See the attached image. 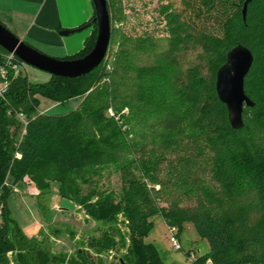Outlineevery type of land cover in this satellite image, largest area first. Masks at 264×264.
Here are the masks:
<instances>
[{"label": "trees", "instance_id": "trees-1", "mask_svg": "<svg viewBox=\"0 0 264 264\" xmlns=\"http://www.w3.org/2000/svg\"><path fill=\"white\" fill-rule=\"evenodd\" d=\"M179 1V7L170 1L158 9L164 35L133 36L117 25L127 18L121 0H108L110 46L117 41L118 47L112 62L107 56L86 75H51L42 83L10 75L0 99V264L66 260L14 219L9 177L13 185L35 183L40 193L56 183L61 197L96 221L122 214L130 243L116 264H167L145 239L159 215L179 233L192 222L208 240L209 251L189 264L208 258L213 264H264V0H251L245 15L247 0ZM89 26L83 48L62 59L92 50L96 14L78 28ZM240 44L254 56L244 86L255 104L245 106L244 126L234 129L216 78ZM6 53L0 46V64ZM40 94L59 103L82 100L67 114L40 113ZM110 167L120 175L119 192L101 188L97 179ZM116 232L108 226L89 246L116 249ZM78 257L70 263L106 264L83 251Z\"/></svg>", "mask_w": 264, "mask_h": 264}, {"label": "rangeland", "instance_id": "rangeland-1", "mask_svg": "<svg viewBox=\"0 0 264 264\" xmlns=\"http://www.w3.org/2000/svg\"><path fill=\"white\" fill-rule=\"evenodd\" d=\"M170 1H173L177 7L180 6L179 0H121V6L127 18L126 21L124 20L117 25L120 26L123 31L133 36L146 31L155 36H162L164 35L162 30L164 22H161L158 9L161 4ZM118 6L120 5L118 4L117 7ZM5 26L10 29L7 25ZM88 28L84 30H88ZM76 33L78 32L71 33V35ZM117 47V41L111 44L107 53L109 62L113 61V56ZM35 48H40V51L49 56L61 58L49 53L51 52L50 50L47 51L42 47ZM27 67L28 65L25 66L24 69ZM30 67L35 68L31 65ZM35 69L42 71L38 68ZM23 74H26L25 70H23ZM38 99L39 111L48 114H67L75 110L80 104V99L78 97L72 98L66 103L56 102L42 94L38 95ZM97 179L100 181L101 188H109L116 192L120 191L121 178L119 173L113 168L110 167L106 169L102 176ZM25 182H28V184ZM8 184L13 186V191L7 197V204L11 210L12 216L30 236L37 235L42 231L37 238L43 239L45 246H47L52 253L66 256L65 262L60 264H71L70 260L72 258L80 260L78 257L79 251L90 253L94 259H101L106 264H116L118 260L126 254L130 243V234L127 221L122 214L117 215V217L110 222L104 223L96 221L86 213L84 208L76 203L75 205L73 201L70 207L74 208V210L65 211L64 213V211H62L64 208H61V206L57 207L60 211L53 209L49 210L46 207L49 205V201H51L52 197L49 196V192L39 193L35 183L26 180L13 185V178L9 177ZM56 188V183H53L51 191L56 192ZM40 198L41 201L47 205L43 210L42 206L39 204ZM54 199L56 200L58 197L56 196ZM66 201L68 202L69 200ZM154 221V228L145 239L147 242H154L159 247L161 255L167 264H189L191 262L187 254L189 250L195 251L197 256L203 255L209 251L210 246L208 240L199 234L192 222L183 223L179 233L182 249L174 250L168 224L160 215L156 216ZM43 225L47 226L41 229ZM110 225L117 227V232L114 237L117 241L116 249H109L101 252L95 251L89 246L88 240L92 237H100L101 233ZM9 256L12 258L11 254H9Z\"/></svg>", "mask_w": 264, "mask_h": 264}, {"label": "water", "instance_id": "water-1", "mask_svg": "<svg viewBox=\"0 0 264 264\" xmlns=\"http://www.w3.org/2000/svg\"><path fill=\"white\" fill-rule=\"evenodd\" d=\"M98 24V33L92 50L83 57L76 59H62L49 56L31 46L22 38L14 34L0 21V46L10 53H14L28 65L46 71L51 75L69 78L80 77L92 72L105 60L111 43V15L108 0H92ZM243 9L246 14L247 5ZM77 29H63L60 34L67 36ZM254 56L252 51L244 46L237 45L231 49L226 63L220 67L216 78V91L219 99L226 104L229 122L234 129L244 126L245 106H254L253 100L245 92V77L248 74Z\"/></svg>", "mask_w": 264, "mask_h": 264}, {"label": "crops", "instance_id": "crops-1", "mask_svg": "<svg viewBox=\"0 0 264 264\" xmlns=\"http://www.w3.org/2000/svg\"><path fill=\"white\" fill-rule=\"evenodd\" d=\"M95 14V7L91 0H0V20L4 25H7L14 34L30 45L42 47L47 51L50 50L49 53L61 58L74 55L80 51L87 38L92 34L93 27H86L88 30H84L86 29L84 28L76 31L78 32L76 34L67 36L61 35L60 31L76 29L88 22ZM35 68L28 65L24 69L25 75L30 81L42 83L50 80V73L42 72L43 70L38 71ZM78 98L81 102L82 97ZM25 183L28 184V182ZM38 192L40 193L39 189ZM49 196L52 199L48 206L41 201V198L39 199L42 210L45 206L49 210L57 211L59 210L57 207L61 206L64 208L62 210L64 213L74 210L70 207L73 202L70 200L67 202L68 199L61 197L57 191H50ZM56 196L58 199L55 200ZM47 225L41 226V229ZM41 233L42 231L33 237H38ZM27 235L30 236L28 233Z\"/></svg>", "mask_w": 264, "mask_h": 264}, {"label": "built area", "instance_id": "built-area-1", "mask_svg": "<svg viewBox=\"0 0 264 264\" xmlns=\"http://www.w3.org/2000/svg\"><path fill=\"white\" fill-rule=\"evenodd\" d=\"M27 66L23 60H21L14 53H6L3 55V63L0 64V99H5L7 92L10 86V75L13 74L17 76L23 73L24 67ZM110 112L113 114L112 109ZM43 113V112H42ZM19 118L27 124V121L24 118L23 113L18 114ZM25 132V129L24 131ZM17 156L20 157V154L17 153ZM169 231L171 234L172 247L174 250L182 249L181 242L179 240V230L176 226H169ZM191 262L197 260V254L193 250L187 252ZM203 264H213L212 260L208 258Z\"/></svg>", "mask_w": 264, "mask_h": 264}]
</instances>
